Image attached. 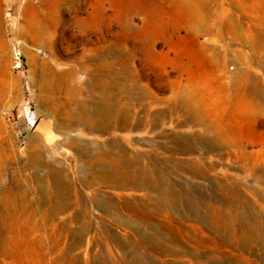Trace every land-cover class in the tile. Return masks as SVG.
Here are the masks:
<instances>
[{"label": "rangeland", "instance_id": "374dc122", "mask_svg": "<svg viewBox=\"0 0 264 264\" xmlns=\"http://www.w3.org/2000/svg\"><path fill=\"white\" fill-rule=\"evenodd\" d=\"M0 264H264V0H0Z\"/></svg>", "mask_w": 264, "mask_h": 264}, {"label": "bare ground", "instance_id": "6f19581e", "mask_svg": "<svg viewBox=\"0 0 264 264\" xmlns=\"http://www.w3.org/2000/svg\"><path fill=\"white\" fill-rule=\"evenodd\" d=\"M194 1H200V0H194ZM261 239V238H260Z\"/></svg>", "mask_w": 264, "mask_h": 264}]
</instances>
